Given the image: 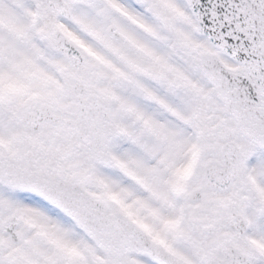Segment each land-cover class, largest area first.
Listing matches in <instances>:
<instances>
[{
    "label": "snow or ice",
    "instance_id": "snow-or-ice-1",
    "mask_svg": "<svg viewBox=\"0 0 264 264\" xmlns=\"http://www.w3.org/2000/svg\"><path fill=\"white\" fill-rule=\"evenodd\" d=\"M0 264H264V0H0Z\"/></svg>",
    "mask_w": 264,
    "mask_h": 264
}]
</instances>
